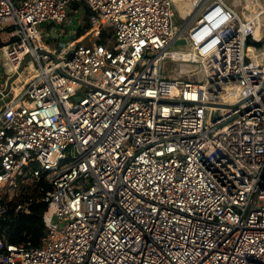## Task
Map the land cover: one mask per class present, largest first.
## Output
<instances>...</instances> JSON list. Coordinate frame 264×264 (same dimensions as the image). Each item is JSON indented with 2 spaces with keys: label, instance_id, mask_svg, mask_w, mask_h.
Listing matches in <instances>:
<instances>
[{
  "label": "built area",
  "instance_id": "2783aa9c",
  "mask_svg": "<svg viewBox=\"0 0 264 264\" xmlns=\"http://www.w3.org/2000/svg\"><path fill=\"white\" fill-rule=\"evenodd\" d=\"M189 1L0 0V220L46 204L0 264H264V7Z\"/></svg>",
  "mask_w": 264,
  "mask_h": 264
},
{
  "label": "trees",
  "instance_id": "16d2710c",
  "mask_svg": "<svg viewBox=\"0 0 264 264\" xmlns=\"http://www.w3.org/2000/svg\"><path fill=\"white\" fill-rule=\"evenodd\" d=\"M72 10L84 9L83 22L78 28L77 36L83 34L88 29V16L90 12L85 9L84 3H73L70 5ZM264 41V38H263ZM263 41L256 42L258 48L261 47ZM34 192V191H33ZM33 192L30 194H23L16 202L7 201V213L0 220V239L8 243H22L25 241L31 242L33 245H38L41 238L44 236L46 228L43 222V212L46 209V204L42 201L32 202L28 205L29 213H21L15 211V207L18 203H25L33 197Z\"/></svg>",
  "mask_w": 264,
  "mask_h": 264
},
{
  "label": "rangeland",
  "instance_id": "374dc122",
  "mask_svg": "<svg viewBox=\"0 0 264 264\" xmlns=\"http://www.w3.org/2000/svg\"><path fill=\"white\" fill-rule=\"evenodd\" d=\"M227 1L239 13H243V15H247V9L245 7L244 0H227ZM258 2H259V5L264 7V0H258ZM84 11L85 10L82 8H79V10H77V11H74V10H72V8H70L68 11V14H67V18L69 19V17H71V19H72L71 23H69L68 21H65L62 25L59 26L58 24H55L53 22H51V23L43 22L40 25H38V30H40L41 32H43V31L48 32L49 29L52 27H55V29L59 30L60 35H59V38L57 39V42H55L54 45L57 46L58 49L60 50L65 46V44L70 43V41L75 38L74 32H76L77 27L79 28L82 25V22H83V14L82 13ZM180 16H181L180 14H179V16H176L177 21H179ZM83 33H86V30ZM245 46L246 47L255 46L256 48H258V44L251 39V36L249 38H247ZM260 48H261L260 52H263L264 46H262ZM0 78H1V76H0ZM32 188H33V185L28 188L27 193L33 192L31 190Z\"/></svg>",
  "mask_w": 264,
  "mask_h": 264
},
{
  "label": "bare ground",
  "instance_id": "6f19581e",
  "mask_svg": "<svg viewBox=\"0 0 264 264\" xmlns=\"http://www.w3.org/2000/svg\"><path fill=\"white\" fill-rule=\"evenodd\" d=\"M249 1L251 0H246V3L248 4L250 10L257 11L256 7L259 5V2L253 4ZM176 7L177 9L180 10V12L184 16H187L188 9L191 8V4L189 0H176ZM226 130H228V136L226 137V140L229 142L232 141L235 146H237L239 143L238 137L241 132H255L256 136H261L260 123L257 124L250 122H245V123L236 122L233 125L229 126V129ZM48 210H49L48 212H50L51 207H49Z\"/></svg>",
  "mask_w": 264,
  "mask_h": 264
},
{
  "label": "water",
  "instance_id": "95a60500",
  "mask_svg": "<svg viewBox=\"0 0 264 264\" xmlns=\"http://www.w3.org/2000/svg\"><path fill=\"white\" fill-rule=\"evenodd\" d=\"M49 38H48V41H53V42H56L57 41V33L55 32L54 30V27L50 28L49 30ZM180 43H184L183 40L180 41ZM263 64H264V58H263ZM216 116H213V119H215Z\"/></svg>",
  "mask_w": 264,
  "mask_h": 264
},
{
  "label": "crops",
  "instance_id": "0c3cea01",
  "mask_svg": "<svg viewBox=\"0 0 264 264\" xmlns=\"http://www.w3.org/2000/svg\"><path fill=\"white\" fill-rule=\"evenodd\" d=\"M50 30V29H49ZM55 30V29H54ZM49 32V31H48ZM56 33H57V31H56ZM57 38H58V36H57ZM53 42V41H52Z\"/></svg>",
  "mask_w": 264,
  "mask_h": 264
}]
</instances>
